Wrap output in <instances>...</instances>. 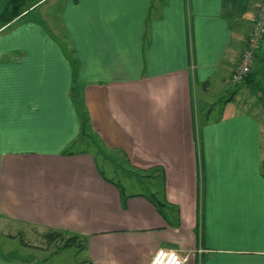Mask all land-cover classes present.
Masks as SVG:
<instances>
[{
	"label": "crops",
	"instance_id": "obj_1",
	"mask_svg": "<svg viewBox=\"0 0 264 264\" xmlns=\"http://www.w3.org/2000/svg\"><path fill=\"white\" fill-rule=\"evenodd\" d=\"M61 1V41L29 16L0 29V231L77 234L90 264H149L158 250L186 264H264L260 125L247 113L196 123L192 101L197 84L231 78L260 0ZM72 89L91 135L159 179L165 218L74 150ZM14 259L0 253L24 264Z\"/></svg>",
	"mask_w": 264,
	"mask_h": 264
},
{
	"label": "rangeland",
	"instance_id": "obj_2",
	"mask_svg": "<svg viewBox=\"0 0 264 264\" xmlns=\"http://www.w3.org/2000/svg\"><path fill=\"white\" fill-rule=\"evenodd\" d=\"M153 1L155 4L159 2V0ZM59 2L60 0H52L29 15L34 19L42 20L45 28L52 32V35L56 32L54 31L55 28L61 29L58 15H56L57 10L60 9ZM233 20L234 16L229 20L231 24H233ZM248 21L251 22L250 18ZM53 36L60 40V35L55 34ZM218 76L219 74L205 85L197 84L192 88L194 120L196 123L203 124L237 113H247L253 116L260 125L262 159L264 160V56L255 60L250 85L234 84L227 75L225 76L227 81L222 83L223 80L219 79ZM82 149L94 151L90 145L78 144L74 148L76 151ZM97 166L101 172L105 173L106 177L111 178L123 188L124 195L151 196L160 187L159 179L157 180L153 174H140L131 171L120 161L117 166V164L114 165L99 157ZM47 231L29 226L11 225L4 227L0 231V253L11 256L15 258L14 260L24 264L87 263V251L81 249L78 246L79 243L76 242L75 245L61 250L62 241L56 240L48 243L45 239L44 235Z\"/></svg>",
	"mask_w": 264,
	"mask_h": 264
},
{
	"label": "trees",
	"instance_id": "obj_3",
	"mask_svg": "<svg viewBox=\"0 0 264 264\" xmlns=\"http://www.w3.org/2000/svg\"><path fill=\"white\" fill-rule=\"evenodd\" d=\"M45 1L46 0H0V29L4 27L12 26L15 23H19L25 17L29 16L32 12L36 11L39 8V6ZM72 66L74 67L75 64L73 63ZM251 82H252V73L248 77H246L242 83L244 85H250ZM71 97L76 107L77 115L80 121V134L77 140V144H83L87 146L90 145V147L94 149L93 152L89 150L88 152L93 157V160L95 162V168L99 177L104 182L110 184L111 186H114L118 190L120 195L124 197V199H127V196L124 195L123 188L118 183L114 182V180H112L111 178L106 177L105 173L101 172L98 169L97 160L99 157H101L103 160L109 161L114 165L117 164V166H118V162L120 161V163L122 164L124 163L126 165L125 167H127L129 170L131 171H135V170L129 167L128 158L122 151L116 149L113 150L107 149L96 135L93 136L91 135L92 129L90 126V119L86 111L80 90L76 91L75 89H72ZM81 153H85V151H82ZM67 154L71 155L73 153H67ZM261 175L264 178V161L261 164ZM131 196L134 197L138 195H131ZM144 197L153 205V207L157 209L159 214H161L164 217L162 208L165 206V204L162 201H160L159 198L154 194L151 196H144ZM44 237L48 241V243L54 242L56 240L62 241V244L60 245L61 250L68 248L72 245H75L76 242L79 243L78 246L81 249H83L85 246L84 238H80L79 235L77 234H69L64 231L48 230L45 233ZM86 264H90V263L87 262Z\"/></svg>",
	"mask_w": 264,
	"mask_h": 264
},
{
	"label": "built area",
	"instance_id": "obj_4",
	"mask_svg": "<svg viewBox=\"0 0 264 264\" xmlns=\"http://www.w3.org/2000/svg\"><path fill=\"white\" fill-rule=\"evenodd\" d=\"M264 39V0H260L254 11L247 36L243 41V50L238 56V61L233 67L231 80L240 84L248 77L255 65V54ZM189 255H181L177 251L158 250L149 264H186Z\"/></svg>",
	"mask_w": 264,
	"mask_h": 264
}]
</instances>
